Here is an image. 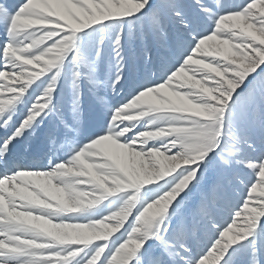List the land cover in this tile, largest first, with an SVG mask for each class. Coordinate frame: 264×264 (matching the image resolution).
<instances>
[{
	"label": "snow or ice",
	"instance_id": "6c2138e0",
	"mask_svg": "<svg viewBox=\"0 0 264 264\" xmlns=\"http://www.w3.org/2000/svg\"><path fill=\"white\" fill-rule=\"evenodd\" d=\"M0 264H264V0H0Z\"/></svg>",
	"mask_w": 264,
	"mask_h": 264
}]
</instances>
